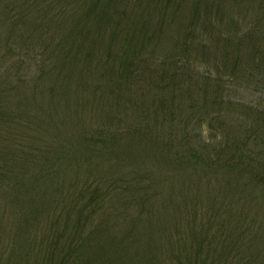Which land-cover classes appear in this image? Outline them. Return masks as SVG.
Returning a JSON list of instances; mask_svg holds the SVG:
<instances>
[{
    "label": "trees",
    "instance_id": "trees-1",
    "mask_svg": "<svg viewBox=\"0 0 264 264\" xmlns=\"http://www.w3.org/2000/svg\"><path fill=\"white\" fill-rule=\"evenodd\" d=\"M253 1L264 11V0ZM222 3L0 0V264H264V101L225 100L244 59L249 73L241 75L264 94V50L252 38L242 57L222 35L211 50L209 30L227 17ZM186 20L189 31L167 46L171 28ZM194 32L208 39L201 64L189 58ZM103 93L110 119L121 120L114 128L89 120L106 107ZM120 110L138 120L124 124ZM204 125L213 144L201 139ZM124 140L158 165L188 159L186 174L210 170L207 195L194 187L182 202L167 199L166 221L154 212L160 190L142 197L158 177L136 176L112 158ZM101 157L120 174L112 186L95 187L93 173L72 181L73 164L92 170ZM139 197V212L117 229L109 212ZM238 216L245 225L234 227Z\"/></svg>",
    "mask_w": 264,
    "mask_h": 264
},
{
    "label": "rangeland",
    "instance_id": "rangeland-1",
    "mask_svg": "<svg viewBox=\"0 0 264 264\" xmlns=\"http://www.w3.org/2000/svg\"><path fill=\"white\" fill-rule=\"evenodd\" d=\"M213 0H209V2H212ZM223 3L222 8L226 13L227 17L220 18V21L218 22V26L216 25V28L214 31L209 30L211 34V44H214L211 46V50L216 52L219 51V49L215 46L214 42L218 41V37L220 35L225 37H232L231 39V49L233 50L238 43V47L235 48L236 50L241 47V55L242 57H247L251 45H252V38H255V44L260 48V51L264 50V11L261 10V4L260 1H253V0H243L241 6H236V3L233 0H221ZM214 16L216 17V11L214 9L213 12ZM180 17H178L177 21H180ZM190 20V19H189ZM189 20H186L183 24L173 26L171 28V32L167 34V46H169L171 43V39L183 36L189 29ZM231 20L234 22L231 24ZM176 22L170 24L173 25ZM178 24V23H177ZM189 31V30H188ZM233 33V34H232ZM200 32H194V41L193 45L190 50L189 58L196 62L195 64H201V61L204 60V53L201 49H203V45L207 43V38H202L200 36ZM200 39L203 40V43L201 45ZM239 40H241V44H239ZM223 43V41H222ZM199 49V52H195L194 48ZM231 50V51H232ZM235 50V51H236ZM233 55V54H232ZM229 56V64L232 62V59L234 56ZM209 58V56H208ZM243 64H239L240 71L238 72L240 76L238 77V80L236 81L234 86L231 85L230 89H228L225 92V97L227 103L230 104H240L243 106H256L258 104L263 103L264 101V94L261 91H258L256 87L250 86L246 83L245 77H243L241 74H248L249 70L247 69L249 67V61L243 60ZM248 61V62H247ZM196 66V65H195ZM198 69V66H196ZM104 101H106V107H101L100 110H91L90 123L92 125L96 123H102L107 122L110 119L112 111H114V108L112 102L110 101L109 94L103 93ZM200 103L201 100H199ZM17 103V102H16ZM226 103V104H227ZM91 105V104H90ZM14 109L15 105H14ZM121 111V110H120ZM118 113V116L122 117L124 120V124H131L134 120H138L136 116L133 114L131 115L130 112L121 111ZM140 119L139 120H153V119H146L145 117L137 115ZM72 118V117H70ZM145 118V119H144ZM121 120H111L112 126H116L118 122ZM111 126V127H112ZM175 127V125H174ZM204 131L202 141L208 145L209 143H212L214 141L209 140V136L205 133L206 125L201 127ZM68 129V128H66ZM170 129L166 125L163 136L166 137L169 133ZM153 143L160 142L157 140L156 137H153L152 139ZM151 141V142H152ZM148 144V142H145V145ZM151 144V143H150ZM200 145H202L200 143ZM116 151V150H115ZM137 142L130 141V140H124V142L121 144V150L118 152V155H114L112 158L114 160L119 161L122 167L125 171L133 172L136 176L137 174L141 175L144 173V176H146V173H152L154 176H157L156 178L157 182H151L148 186L151 184H154L153 188L149 191V193L144 192L142 194V197L146 200H151L152 195L151 193H154L155 190H160V194H158L157 197H153L152 201L154 204V212L160 213L162 216L165 214L164 219L167 221L171 217V214H169V211L172 209H167V206L169 204L167 199H171V204L182 202L183 199L188 198L190 195H193L192 193H196L193 188L199 192H202L204 196L207 195L209 188H207V179L206 177H210L212 174H210V170L204 171L201 169L196 168V171L191 172L190 174H186V172L191 171V165L188 159L179 160L178 162L172 161L174 159L171 152H169V156H171L172 163L166 166L164 165H158L156 164L157 159L153 155L145 156L143 153H137ZM183 154V153H182ZM107 158V157H106ZM141 158V159H139ZM177 159V158H176ZM136 163L137 166L134 169H131L133 164ZM83 164V162H82ZM80 164L79 166H81ZM88 167H82L75 169V166L78 164H73L74 170H72L69 175L74 181L76 179V176L80 177V181L83 183L85 180H89L91 174L93 173V177H91L92 180H96L95 187L102 190L103 188L110 187L114 184V180L120 175L118 173V170L112 168V163L107 158H95L92 160V170L90 169V162L87 163ZM177 164V165H176ZM77 166V167H79ZM189 170V171H188ZM178 171V172H175ZM76 172V176H75ZM115 172V173H114ZM207 172L209 174H207ZM88 178V179H87ZM215 185V183H214ZM225 187H228L226 183H224ZM233 186V185H231ZM218 193L216 195L218 196V201H221L225 199L222 195L219 194V189L217 190ZM157 194V193H156ZM228 194V193H227ZM176 197H175V196ZM170 196V197H169ZM169 197V198H167ZM166 198V199H165ZM213 200V195H211V201ZM236 200L238 198L236 197ZM141 197L134 199L133 204L128 208L127 205H125V208L121 206L120 204L114 205L112 210L109 212L114 218V221L116 223V228L119 229L124 221H129L132 217V214L135 215V212H139V206L141 205ZM160 208V209H159ZM264 216H261L259 218L260 224H263L262 231L264 232V219H262ZM243 216H238L231 219V222L233 221V226L236 227L238 225H245V223H237L242 222ZM249 222H254L255 220L248 219ZM165 227V226H164ZM254 237V233L249 232L248 238ZM259 239L264 241V234L259 235ZM263 253H264V248ZM264 258L263 255H260Z\"/></svg>",
    "mask_w": 264,
    "mask_h": 264
}]
</instances>
